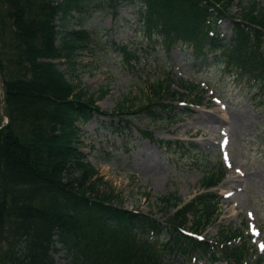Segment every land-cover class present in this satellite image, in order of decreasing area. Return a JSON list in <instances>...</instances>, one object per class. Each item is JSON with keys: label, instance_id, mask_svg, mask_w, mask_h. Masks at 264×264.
<instances>
[{"label": "trees", "instance_id": "obj_1", "mask_svg": "<svg viewBox=\"0 0 264 264\" xmlns=\"http://www.w3.org/2000/svg\"><path fill=\"white\" fill-rule=\"evenodd\" d=\"M235 1L243 3L145 0V23L158 24L169 46L191 50L195 61L217 52L214 60L223 58L227 69L264 104V11L257 10L254 1L243 7L225 42L207 34L216 31L219 17L230 16L226 10ZM50 2L0 0V264H57L59 254L69 264H177L181 259L241 264L248 249L240 230L221 229L220 239L212 242L185 234L187 229L199 235L215 222L218 202L211 192L197 196L165 222L114 206L110 194H98L100 178L91 180L96 172L80 150L78 124L88 122L99 109L91 96H84L80 82L69 74L72 70L64 73L41 61L62 53L71 57L83 38L72 33L60 48L54 46L52 13L63 5ZM68 41L74 42L72 47ZM165 83L168 95L167 80L155 85L159 92ZM151 106L139 111H147L153 121L172 119L168 109L173 106ZM204 169L205 190L218 186L225 176L219 163ZM178 202L172 196L159 199L165 213ZM188 216L192 220L186 227Z\"/></svg>", "mask_w": 264, "mask_h": 264}, {"label": "rangeland", "instance_id": "obj_2", "mask_svg": "<svg viewBox=\"0 0 264 264\" xmlns=\"http://www.w3.org/2000/svg\"><path fill=\"white\" fill-rule=\"evenodd\" d=\"M253 1L257 10L264 11V0H246L243 4ZM75 7L79 11H53L56 36L65 42L69 32L77 31L90 35L89 41L77 45L65 64H60L63 60L55 63L64 72L73 70L82 91L92 96L103 112L80 128L85 160L97 174L91 180L100 178L98 194H111L114 205L163 221L191 198L207 192L201 187L203 170L219 163L226 177L212 190L218 201L217 218L202 236L213 240L221 229L249 226L252 237L246 231L243 234L248 239L244 264H252L255 253L264 254L262 98L253 96L254 90L227 69L223 58L214 60L218 53L195 63L190 51L169 46L158 24L145 23V0L135 4L79 0ZM240 10L241 5L234 4L227 13L237 14V19ZM231 29L229 17L217 24L218 33L225 38L231 36ZM67 43L70 47L74 44ZM164 62L172 67V89L180 92L175 96L163 92L166 83L161 93L155 85ZM180 79L198 88L180 89ZM159 102L173 106L168 110L175 122H153L138 111L141 106ZM118 107L123 112L111 115ZM182 147L200 151L199 158L194 159L196 166L184 157L186 149ZM166 196L179 198V203L169 206L165 213L159 199ZM60 256H56L57 264H68ZM177 264L188 262L181 259ZM215 264L226 263L220 260Z\"/></svg>", "mask_w": 264, "mask_h": 264}, {"label": "bare ground", "instance_id": "obj_3", "mask_svg": "<svg viewBox=\"0 0 264 264\" xmlns=\"http://www.w3.org/2000/svg\"><path fill=\"white\" fill-rule=\"evenodd\" d=\"M165 56L167 57V55H165ZM155 57H157V56H155ZM161 75H166V76H161ZM165 80L168 81V90H167V92L168 93L175 92V90H173L172 86H171V84L175 81V79L173 78V74H172V67L171 66L167 67V63L166 62L163 63V69L158 73V76L155 77V82L162 83ZM179 86H180L179 88L183 89V90H192L194 88V86H192L191 83L188 84L187 81H183L181 79L179 80ZM222 120H224V119H222ZM219 123L225 124L224 122H219Z\"/></svg>", "mask_w": 264, "mask_h": 264}, {"label": "water", "instance_id": "obj_4", "mask_svg": "<svg viewBox=\"0 0 264 264\" xmlns=\"http://www.w3.org/2000/svg\"><path fill=\"white\" fill-rule=\"evenodd\" d=\"M0 86H1V83H0ZM3 103V101L1 100V104ZM1 107H2V105L0 106V111H1Z\"/></svg>", "mask_w": 264, "mask_h": 264}]
</instances>
